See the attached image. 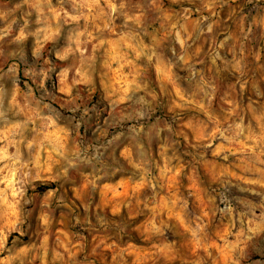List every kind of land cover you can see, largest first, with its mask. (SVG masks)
Wrapping results in <instances>:
<instances>
[{
	"label": "clouds",
	"instance_id": "9594fccd",
	"mask_svg": "<svg viewBox=\"0 0 264 264\" xmlns=\"http://www.w3.org/2000/svg\"><path fill=\"white\" fill-rule=\"evenodd\" d=\"M0 264H264V0H0Z\"/></svg>",
	"mask_w": 264,
	"mask_h": 264
},
{
	"label": "rangeland",
	"instance_id": "374dc122",
	"mask_svg": "<svg viewBox=\"0 0 264 264\" xmlns=\"http://www.w3.org/2000/svg\"><path fill=\"white\" fill-rule=\"evenodd\" d=\"M116 193H114V195H115Z\"/></svg>",
	"mask_w": 264,
	"mask_h": 264
}]
</instances>
